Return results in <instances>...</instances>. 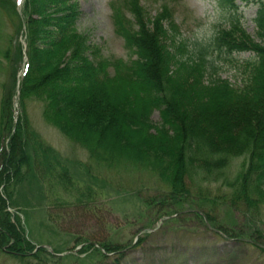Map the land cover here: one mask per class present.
Listing matches in <instances>:
<instances>
[{
	"label": "trees",
	"instance_id": "16d2710c",
	"mask_svg": "<svg viewBox=\"0 0 264 264\" xmlns=\"http://www.w3.org/2000/svg\"><path fill=\"white\" fill-rule=\"evenodd\" d=\"M68 1L27 0L23 10L31 42V68L22 83V111L16 124L12 112L14 85L11 89L5 87L9 90L1 104L0 135H11L14 131L8 150L0 155V250L8 247L7 252L2 253L12 255L21 264L28 258L42 264L40 255L49 253L45 249L34 253V243L24 228L20 230L11 221L8 211L12 207L15 188L27 176L26 169L29 174L38 166L42 182L50 184L49 193L45 192L48 208H65L72 204L87 206L90 201L96 202L97 196L105 197L101 191L73 178L55 152L43 147L40 137L30 126L26 112V103L31 99L46 103L47 122L85 149L101 171L117 170L127 164L144 166L147 160L148 166L156 169L154 175L162 183V191L172 199H183V196H192L196 192L193 196L205 201L208 189L204 185L222 182L229 188V194L220 198V203L228 202L227 205L234 209L241 204L249 214L264 206V4H261L255 20V37L247 33L239 19L233 18L229 27L218 31L212 40L193 44L192 57L185 58L187 48L174 41L176 27L173 17L164 11L146 25L140 24L138 14H141V6L137 0H130L126 9L137 17L139 31L123 29L118 19V35L126 39V47L135 57L125 62L107 58L98 46L89 44L87 38L78 35L72 28V19L77 12L70 6L58 18L50 17L45 21L33 18L43 14L45 2L54 6L55 2L66 5ZM232 1L224 0L227 4ZM7 4L11 5L9 11L17 16L13 4L0 0V6ZM120 10L116 11L117 16L121 14ZM42 23L52 29L51 33L59 43L65 42L53 68L46 73L44 67L36 66L34 48L37 29ZM1 50L0 46V62ZM216 53L220 54L218 58L214 57ZM234 53H251L254 56L236 67L242 76L238 86L218 75V66L230 60ZM152 111H158L166 124L175 125L178 130L162 143L167 153L156 148L152 149L156 155L147 152L150 146H145L143 136L156 143L163 140L161 135L167 137L166 132L143 125L142 120ZM69 122L73 123L70 127L76 133L67 131ZM131 127L142 129V133L131 131ZM151 130H154L153 136L149 134ZM179 152L182 159L175 163L174 156ZM237 158H244L243 164L231 178L229 169ZM141 159L144 162L138 163ZM159 162L163 165L157 167ZM182 162L181 183H178L175 167ZM178 213L166 214L164 226L176 222L174 217ZM196 216L204 222H214L209 214ZM253 223L250 219L244 227ZM230 236V239L241 241L239 237H244V234L234 232ZM246 238L250 239V236ZM142 243L143 240L137 247ZM83 247L80 254L93 249V246ZM259 250L264 252V249ZM109 251L114 255L121 253L119 247ZM53 252L49 255L59 253ZM108 256L103 255L105 259Z\"/></svg>",
	"mask_w": 264,
	"mask_h": 264
},
{
	"label": "rangeland",
	"instance_id": "374dc122",
	"mask_svg": "<svg viewBox=\"0 0 264 264\" xmlns=\"http://www.w3.org/2000/svg\"><path fill=\"white\" fill-rule=\"evenodd\" d=\"M125 1L70 0L66 5L55 2L54 6L45 2L43 14L33 18L44 21L50 17L58 18L61 12L70 6L72 11L77 12L75 19H72V28L81 38H87L90 44L100 46L107 58L128 62L135 57L131 50L127 49L126 39L118 35V19L123 29L133 31L138 30L136 26L139 22L137 17L126 9L130 0L126 5ZM137 1L141 6V14H138L140 24L146 25L149 20L164 11L173 17L176 27L174 41L178 45L184 44L187 48L185 58L192 57L193 44L212 40L221 27L228 26L234 14V10L226 8L220 0ZM235 6L238 9L237 15L241 17L242 26L248 34L255 37L254 20L259 12V6L257 3L245 5L239 1ZM117 10L121 11L119 16L116 14ZM1 25L3 28L0 29V44L3 53L0 62V125L3 98L7 91L15 86L13 40L17 37L19 22L7 15L4 10ZM51 30L42 23L37 29L34 42L36 66L39 64L40 68L44 67L45 73L53 68L57 55L65 46V42L59 43V39ZM219 55L216 53L214 57L218 58ZM253 57L251 53L232 54L230 60L221 62L218 66V75L235 86L240 85L242 76L237 73L236 67ZM17 75L18 77L21 75L18 69ZM26 104L30 126L40 137L43 147L51 148L55 152L57 159L68 168L73 178L80 180L84 185L91 184L90 186L105 196L102 198L97 196L96 202L90 201L87 206L72 204L65 208L55 206L48 208L45 192L49 193L50 184L42 182L38 166L36 171H30L29 174L27 169L25 170L27 176L24 181L19 182L11 198V221L20 230L24 228L34 244L48 245L52 250L59 252L58 254L70 253L66 257L43 253L40 255L42 264H264V252L259 250V247L264 248V206H260L259 211L257 209L249 214L245 212L246 207L241 204L234 209L227 205L228 202L220 203V198L229 194V188L224 187L222 182L204 185L208 189L205 201L194 197L196 192L192 196H183L185 197L183 199L179 197L172 199L167 196V192L162 191L163 185L154 175L155 168L152 169V165L148 166L147 160L145 162L142 159L138 160L140 161L138 163L144 162V166L136 163L137 166L132 167L127 164L128 166L123 165L117 170L113 168L114 170L101 171L85 149L47 122L45 102L31 99ZM123 111L125 110L122 109V113ZM70 112L71 110L69 116L72 115ZM143 120V125L148 124L153 129L167 133V137L161 135L160 138L163 140L157 143L143 136L145 146H150L147 148L148 154L156 155L152 151L153 148L167 153L162 143L178 133L175 125L166 124L158 111L148 113ZM72 124L69 122L66 129L69 133H76L75 129L70 127ZM131 131L142 133V129L138 127H131ZM153 133L154 130L149 131L152 136ZM151 141L153 143H150ZM180 159L182 157L179 152L174 156L175 163ZM243 159L237 158L232 161L229 169L231 178L240 170ZM162 165V162H159L157 167ZM182 165L183 162L175 167L178 183H181ZM171 172L169 169V173ZM262 184L264 185V179ZM174 211L179 212L178 215L175 214L177 221L164 226L165 218L168 217L166 214ZM197 214H209L214 222L211 224L204 222L196 216ZM250 219L254 223L245 228ZM234 232L244 234V237H239L241 241L225 239L232 238L230 235ZM247 235L250 239L246 238ZM142 240L143 243L137 247ZM248 241L255 243L256 246L247 245ZM86 245L93 246V249L80 254ZM116 247L121 249V253L114 255L109 249ZM105 254L109 255L106 258L108 260L103 257ZM0 264L21 263L12 255L0 251ZM23 264L40 263L28 258Z\"/></svg>",
	"mask_w": 264,
	"mask_h": 264
}]
</instances>
